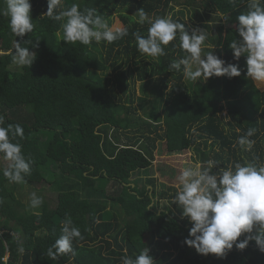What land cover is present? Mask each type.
Wrapping results in <instances>:
<instances>
[{
	"label": "trees",
	"instance_id": "obj_1",
	"mask_svg": "<svg viewBox=\"0 0 264 264\" xmlns=\"http://www.w3.org/2000/svg\"><path fill=\"white\" fill-rule=\"evenodd\" d=\"M31 3L35 27L24 37L12 34L9 18L0 14V115L4 127L23 128V137L10 139L32 161L19 183L0 170V264H122V257L146 247L155 264H264L254 241L225 257L198 254L184 243L192 225L173 204L178 187H159L155 177H143L153 164L156 140L170 152L193 151L202 168L215 162L213 172L236 163L264 165V89L247 78L246 58L237 61L229 48L232 40L242 39L237 17L247 11V0H62L56 12L77 3L81 11L95 9L114 30L116 22L128 29L122 39L90 45L62 41L61 22L44 15L47 0ZM5 8L0 0V10ZM140 9L152 19L170 16L189 32L207 31L211 22L222 20L216 34L207 31L202 51L238 64L241 75L193 82L182 71L169 72V64L185 55L178 38L162 56L141 55L133 33L147 36L150 25L137 22ZM15 40L36 53L32 65L12 62ZM152 80L163 105L164 133L158 132L157 105L145 121L122 114L139 99L137 82ZM114 128L127 139L110 137ZM249 128L256 130L250 137L255 143L245 150L237 141ZM8 166L0 155V168ZM46 182L56 192V206L42 201L27 209L20 190L29 186L41 192ZM66 218L82 239L72 241V252L50 257L48 249Z\"/></svg>",
	"mask_w": 264,
	"mask_h": 264
},
{
	"label": "clouds",
	"instance_id": "obj_2",
	"mask_svg": "<svg viewBox=\"0 0 264 264\" xmlns=\"http://www.w3.org/2000/svg\"><path fill=\"white\" fill-rule=\"evenodd\" d=\"M6 8L0 14L9 18V28L16 37H24L34 30L31 0H5ZM48 10L45 16L61 22L62 41L79 42L90 45L93 41L112 43L128 35L127 28L110 27L95 9L80 10L73 3L66 10L56 12L62 6V0H47ZM247 11L237 17L236 31L242 39H234L229 44L234 58H246V76L257 84L264 85V0H247ZM138 23L147 22L150 26L147 36L139 31L133 33L137 50L141 55L159 57L165 54V47L170 42L179 40V47L185 55L172 61L169 72H183L186 80L193 82L207 81L216 76L229 79L241 75L238 64L227 63L213 51L202 55V46L208 38L203 28L191 32L184 24L173 21L170 16L149 18L140 9L136 12ZM61 36V32H57ZM15 52L12 62L18 66L32 65L36 53L14 41ZM5 117L0 115V155L9 162L6 168H0L3 175L13 182H22L31 171V159L22 154V147L11 142L10 137H23V128L17 124L4 127ZM254 128L238 138V145L250 150L255 141ZM215 162L208 161L205 167L182 169L177 177L179 186L173 198V204L181 211V218H186L192 227L184 243L194 247L198 254H214L225 257L233 248L246 249L254 241L261 252H264V165L254 163H236L234 166L218 169L213 172ZM2 202V201H0ZM42 199L31 194L30 206L38 208ZM62 234L48 249V256L73 251L72 241L82 239L79 228L73 226L71 218H66ZM244 236L243 240L239 238ZM23 251V248L20 249ZM122 264H155L150 248L142 249L138 255L124 256Z\"/></svg>",
	"mask_w": 264,
	"mask_h": 264
},
{
	"label": "rangeland",
	"instance_id": "obj_3",
	"mask_svg": "<svg viewBox=\"0 0 264 264\" xmlns=\"http://www.w3.org/2000/svg\"><path fill=\"white\" fill-rule=\"evenodd\" d=\"M220 21H213L211 22V28L207 29L209 31V34L214 35L217 31V26L220 23ZM223 21L224 18H223ZM121 23L116 22L115 27L121 28ZM100 45V44H99ZM209 46H214L212 43H209ZM101 47V46H100ZM102 50V48H101ZM208 51H202V55L206 54ZM0 53H4L1 48V41H0ZM7 53V52H6ZM215 54V53H214ZM156 81L158 79H155ZM153 81L145 83L138 81L136 84V92L139 99H137L132 106L130 104H127V108H124L122 110L123 116L128 113V116H130L132 119H144L148 120L147 114L153 109L155 105L158 107V111L161 112L160 118H158V132L164 133L165 125L163 124V105L158 104L157 98L155 94H153ZM159 81V80H158ZM257 84V83H256ZM262 89H264V85H260ZM125 112V113H124ZM157 123V124H158ZM129 136L135 135L134 132L128 131ZM110 137L114 139V137L124 140L127 139L126 135L121 131L117 129H110ZM151 139H155V133L150 134ZM147 144V143H144ZM144 144H140L139 146H144ZM156 150H155V157L152 166L148 170V173H144L143 177L147 176H153L156 178L157 182L159 183V187L163 184L173 185L178 187L179 182L177 180V177L180 173V171L186 167H195L197 164L201 163L195 159L194 152L191 150H183V151H175L170 152L167 151L165 142H161L160 140H156ZM148 174V175H147ZM42 189L41 192H38L37 189L25 186L23 187L19 194L22 201L27 206V209L35 210L30 206V200H31V194L35 193L38 197L42 199L45 203L48 204L50 208H54L56 206L57 201V195L56 192L51 188V185L49 183H44L42 186H40Z\"/></svg>",
	"mask_w": 264,
	"mask_h": 264
}]
</instances>
